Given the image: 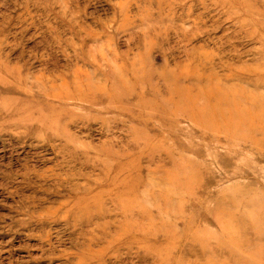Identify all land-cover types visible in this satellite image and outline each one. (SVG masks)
Wrapping results in <instances>:
<instances>
[{"label":"rangeland","instance_id":"obj_1","mask_svg":"<svg viewBox=\"0 0 264 264\" xmlns=\"http://www.w3.org/2000/svg\"><path fill=\"white\" fill-rule=\"evenodd\" d=\"M0 264H264V0H0Z\"/></svg>","mask_w":264,"mask_h":264},{"label":"bare ground","instance_id":"obj_2","mask_svg":"<svg viewBox=\"0 0 264 264\" xmlns=\"http://www.w3.org/2000/svg\"><path fill=\"white\" fill-rule=\"evenodd\" d=\"M59 243V242H58ZM67 263V262H66Z\"/></svg>","mask_w":264,"mask_h":264}]
</instances>
